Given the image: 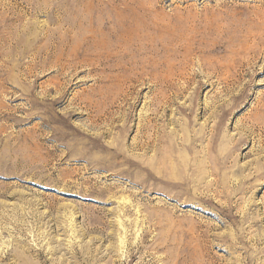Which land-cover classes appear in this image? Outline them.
Masks as SVG:
<instances>
[{
    "label": "rangeland",
    "instance_id": "1",
    "mask_svg": "<svg viewBox=\"0 0 264 264\" xmlns=\"http://www.w3.org/2000/svg\"><path fill=\"white\" fill-rule=\"evenodd\" d=\"M0 264H264V0H0Z\"/></svg>",
    "mask_w": 264,
    "mask_h": 264
}]
</instances>
